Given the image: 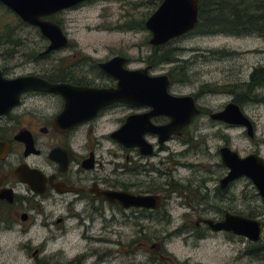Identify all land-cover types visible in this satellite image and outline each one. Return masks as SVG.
Listing matches in <instances>:
<instances>
[{"label": "rangeland", "instance_id": "374dc122", "mask_svg": "<svg viewBox=\"0 0 264 264\" xmlns=\"http://www.w3.org/2000/svg\"><path fill=\"white\" fill-rule=\"evenodd\" d=\"M157 7L155 0H92L50 16L49 19L59 25L67 36L69 45L49 56H39L48 41L37 28L18 24L15 14L0 8V25L14 26L16 40L13 46L7 44L0 47V69H5L10 78L27 74L43 76L52 69L80 63L82 59L90 57L92 62H102L119 54L130 58V68L148 66L147 57L152 54V47L148 43L150 32L146 29L125 32L116 28L128 21L145 22ZM170 43L177 49L180 61L177 64L181 70L176 82L169 87V92L174 95L195 94L197 104L213 112L221 110L235 98L230 93L233 85L247 83L254 68L264 67V40L257 37L186 34ZM213 51L235 54L218 55L211 53ZM174 66L151 65L150 73L157 76L168 74ZM241 107L254 123L253 139L248 138L241 127L227 128L200 116L187 128L183 140L175 139L168 143V152L160 153L153 160L158 171L169 169L164 178L154 177V184L161 188V185L168 183L169 188L166 186L164 190L177 191L170 192V196L164 194L171 199L159 214L154 215L153 225L149 226L152 244L160 248L148 249L150 254H145V248L137 249L133 264H264V258L258 260L245 256L250 244L245 239L196 230L193 225L196 217L184 199V196L192 195L190 205L206 209L210 218L220 216L217 209L244 217L251 212L259 213L255 210L261 208L260 201L254 197L256 192L247 179L237 181L224 195L223 202L213 192L216 181L225 174L218 156L221 147L228 146L240 157L257 152L264 160V106L243 103ZM119 116L110 117L113 122L106 125V130H113L117 126L115 120ZM160 162H165L162 167ZM176 162L186 164V167L174 168ZM176 184L181 187L177 189ZM262 216L254 219H261ZM118 232L121 234V247L110 244L99 247L111 253L112 257H107V260H112L111 264L127 263L131 251H135V247L129 245L134 231L122 227ZM202 234L206 236L203 240L195 236ZM46 236L45 231L35 230L28 238L38 242ZM109 238L112 241L118 239L113 235ZM23 240L16 233L0 236V264H24L28 261L30 252L22 248ZM260 242L264 243V234ZM85 248V244L80 243L77 235L71 232L63 240L47 247L42 254L50 257L62 251L63 255L71 257ZM150 259L152 262L148 263Z\"/></svg>", "mask_w": 264, "mask_h": 264}, {"label": "flooded vegetation", "instance_id": "af4514ba", "mask_svg": "<svg viewBox=\"0 0 264 264\" xmlns=\"http://www.w3.org/2000/svg\"><path fill=\"white\" fill-rule=\"evenodd\" d=\"M53 52L41 53L39 56H49ZM113 57L125 59L123 68L126 70L146 69L149 76H157L150 73L152 64L147 63L148 66L141 68H130L131 60L128 56L119 54L111 58ZM106 61L92 62L89 57L82 59L80 63L65 65L62 69H52L47 75L22 76H37L52 84H68L73 87L111 88L116 85V81L98 66ZM1 71L5 78H16H10L5 69ZM163 75L169 78V74ZM169 82L170 87L173 84L170 78ZM172 95L191 96L199 113L180 130L179 134L171 135L162 144L159 143V135L151 130L154 127L168 125L170 119L164 115L148 116L153 108L147 104L116 102L102 107L90 119L80 121L67 118L66 120L60 118L65 108L64 99L58 94L37 91L22 94L16 107L6 115H0V144L8 150L0 159V236L7 237L11 233H16L24 239L21 246L30 252V257L24 264H111L112 260H107V257H112L111 253H106L100 248L106 244L121 247V234L118 230L122 227L134 231L129 245L134 246L135 251H131L125 264H133L132 260L137 249L145 248V254H148V249L160 248L152 244L153 236L148 234L149 226L153 225L154 215L159 214L171 199L169 196L173 189L164 190L166 186L169 188L168 183L161 185V188L154 184L155 178H164L169 169L158 171L157 166L153 165V160L158 158L160 153L168 152L166 147L168 143L175 139L183 140L187 128L200 116L208 117L211 122L227 128L241 127L212 120L210 115L215 112L199 106L195 94ZM235 99L236 97L229 103L237 104ZM239 107L242 111V107ZM118 114L120 116L115 120L117 126L113 130H106V125L113 122L110 121V117ZM129 117H135V120H132L130 133L135 137L139 132L142 134L144 151L150 148V154L143 155L139 148H127L113 138L112 135L124 126ZM252 124L255 131L254 123ZM241 128L245 130L244 127ZM245 134L247 135L246 130ZM222 148L231 150L228 146L220 149ZM253 154L261 157L257 152ZM164 163L160 162L159 165L162 167ZM221 166L225 174L216 181L217 185L213 192L214 196L221 197L223 202L226 197L224 195L233 188L234 184L246 178H240L221 190L220 182L228 173L222 163ZM176 167L185 168L186 164L176 162L174 168ZM25 178L30 181V185L22 182ZM175 186L177 189L181 187L178 184ZM207 191L211 192L209 188ZM255 192L254 197L260 201L259 206H261L255 211L260 212L264 209V203L256 190ZM165 193L169 196H165ZM113 194L114 196L129 194L142 198L158 197L162 200V207L158 211L143 208L124 209L112 199ZM191 197L193 196H184V199L188 209L193 210L196 217L193 225L198 231L202 229L208 231L201 222L203 220L221 222L226 214L234 215L217 209L216 212L220 216L210 218L206 209L194 208L190 205ZM261 215L264 213L256 216L261 217ZM262 217L259 220H263L264 216ZM35 230L45 231L46 238L38 242L28 238V235ZM71 232L77 235L80 243L85 244L86 248L83 252L71 257L63 255L62 251L50 257L43 256L42 253L47 247L63 240ZM110 235L118 239L112 241ZM205 238L203 234L197 237L201 240ZM91 260L93 262L89 263ZM151 262L150 259L148 263Z\"/></svg>", "mask_w": 264, "mask_h": 264}, {"label": "water", "instance_id": "95a60500", "mask_svg": "<svg viewBox=\"0 0 264 264\" xmlns=\"http://www.w3.org/2000/svg\"><path fill=\"white\" fill-rule=\"evenodd\" d=\"M89 0H0V3L13 12L21 22L35 27L49 42L43 54H47L68 44L62 29L54 22L45 19L59 12L74 8ZM198 22V0H162L157 9L147 18L144 27L150 32L149 45L159 47L173 39L191 32ZM126 60L113 57L98 66L109 74L116 85L111 88L73 87L68 84H52L37 76H19L5 78L0 69V115H6L20 102V96L27 92H46L60 95L65 108L60 118L67 120H87L102 108L112 103L147 104L153 110L148 116L164 115L170 119L168 125L154 127L162 144L171 135L179 134L191 119L199 113L191 96H173L169 93V78L166 75L149 76L146 69L126 70ZM212 120L222 121L229 125L244 127L249 138H253L254 128L251 120L243 114L236 103H228L224 109L210 115ZM129 117L124 126L112 136L127 148L137 147L141 154H150V148L144 151L145 144L142 134L135 137L131 132L132 120ZM133 135V136H132ZM142 150V151H141ZM8 150L0 144V159ZM220 160L228 173L220 182V189L230 183L246 178L253 185L264 203V160L251 154L241 158L228 148L219 151ZM24 184L30 185L25 178ZM112 199L122 208H143L158 211L162 200L158 197H134L129 194H113ZM212 234L226 233L242 238L251 244H257L263 238L264 219H250L237 215L226 214L221 222L201 221Z\"/></svg>", "mask_w": 264, "mask_h": 264}, {"label": "trees", "instance_id": "16d2710c", "mask_svg": "<svg viewBox=\"0 0 264 264\" xmlns=\"http://www.w3.org/2000/svg\"><path fill=\"white\" fill-rule=\"evenodd\" d=\"M155 1L157 7L162 0ZM0 8L7 13H12L1 3ZM17 19L18 24L24 25L18 17ZM116 29L125 32L141 31L145 29L144 21L139 23L128 21L118 25ZM14 32V26L5 23L0 25V47L15 44ZM188 34L257 37L264 40V0H198V22ZM170 42H173V40ZM170 42L163 46L152 47V54L147 57V63L152 65L175 64L168 73L171 83H174L181 67L177 64L180 62L177 58V49L173 48ZM211 53L218 55L235 54H228L225 51H213ZM211 91L216 92V90ZM230 93L236 97L235 101L239 106L243 103H255L264 106V67L254 68L249 75V81L244 84L233 85ZM263 211L264 209L257 215L263 214ZM247 217L255 218L257 216L256 213L251 212ZM196 236L199 237L200 235ZM245 256L251 259H263L264 243L249 244Z\"/></svg>", "mask_w": 264, "mask_h": 264}]
</instances>
